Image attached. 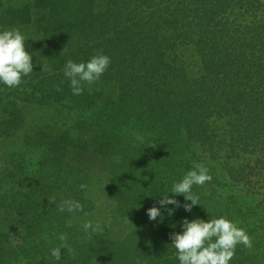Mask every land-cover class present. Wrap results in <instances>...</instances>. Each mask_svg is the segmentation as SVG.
I'll list each match as a JSON object with an SVG mask.
<instances>
[{
  "label": "trees",
  "instance_id": "trees-1",
  "mask_svg": "<svg viewBox=\"0 0 264 264\" xmlns=\"http://www.w3.org/2000/svg\"><path fill=\"white\" fill-rule=\"evenodd\" d=\"M17 1L0 0V28L25 26L36 53L20 86L0 85V139L21 137L43 158L0 156V264H178L169 234L182 218L220 215L252 239L230 264H264V0ZM98 51L111 58L103 85L73 95L64 64ZM99 161L127 233L89 236L76 211L49 203L83 205L82 164ZM193 162L212 177L193 188L200 205L149 221L146 209ZM60 234L74 255L61 249L56 261Z\"/></svg>",
  "mask_w": 264,
  "mask_h": 264
},
{
  "label": "clouds",
  "instance_id": "clouds-1",
  "mask_svg": "<svg viewBox=\"0 0 264 264\" xmlns=\"http://www.w3.org/2000/svg\"><path fill=\"white\" fill-rule=\"evenodd\" d=\"M26 36L18 27L0 28V85L16 88L23 83V78L33 72L34 64L32 53L26 50ZM111 64V58L103 52H96L87 60L79 62L67 60L63 67V75L69 82L73 95H80L84 88L83 83L91 84L100 79ZM42 71H50L42 65ZM209 169L202 162H193L179 180H173L171 186L158 195L160 199L146 209L149 221L162 222L164 212L171 215L175 209L183 208L191 213L193 206L200 205L198 193L193 191L194 186H202L211 181ZM86 186L81 184L80 188ZM172 195H169V194ZM177 196H182L181 202ZM50 204H55L60 212H73L82 209L79 201L64 199L57 202L53 197ZM172 206L171 208L169 206ZM175 228V225L172 226ZM83 231L91 235L100 230V223L85 221ZM180 231L169 234L170 245L175 249L178 264H230L237 245L252 248V239L247 230L225 215L202 219L199 217L182 218ZM60 244L50 249V256L56 261L61 260V249L74 255V250L66 243L65 234L59 235Z\"/></svg>",
  "mask_w": 264,
  "mask_h": 264
},
{
  "label": "rangeland",
  "instance_id": "rangeland-1",
  "mask_svg": "<svg viewBox=\"0 0 264 264\" xmlns=\"http://www.w3.org/2000/svg\"><path fill=\"white\" fill-rule=\"evenodd\" d=\"M14 27H18L22 30L24 29L25 26L20 25V26H14ZM29 31H31V29ZM30 46L31 47L28 48L27 51L29 53H32L33 54L32 59H35L34 57H35L36 50L34 49L36 48V45L34 44V40L31 41ZM103 83L104 82H102L99 79L91 83V85L95 84L97 86H102ZM52 113L53 111L51 109L50 110L47 109V111L45 109L43 112L34 110L32 117H34L35 115H38L37 118L39 117L46 118L47 116L52 115ZM32 128L34 129L35 127H32ZM198 150H201V148H198ZM10 154H13V156L15 157L16 155H18L19 159H20V156L21 157L25 156L26 158L24 160L33 161L35 159L36 163L39 162L40 158L41 159L43 158V155H41V151L37 149L34 150V148L32 147L30 149L25 147L24 140L21 137H9V138L0 139V156L6 155V157H8ZM71 155L73 156V154ZM86 155H89V154L87 153ZM15 157L13 159H15ZM72 158L74 159V157L70 156L69 159H72ZM71 164H75V163H71ZM92 164L93 163L82 164L83 165L82 168H84V170H81V172H83L84 173L83 176H85L83 177V179H87L86 181H88L89 183H84V185L86 186V188H84L85 202L82 205V209L79 211H76L73 214V219L77 222L92 221L94 224L97 221H99L100 229H102V232L104 231V226H106L108 229L113 230L116 234L129 232L131 229V226L130 224H128L129 223L128 218H125V220H123L117 215V213H115L116 211L115 206L117 202L115 201V198L107 196V192L105 191L104 184L107 182L106 178L111 176L109 173L105 172V171H108V167H107L108 163H100L99 161L98 166L91 168ZM50 167L51 168L55 167V163H51ZM105 167L107 168L106 170H105ZM32 177L34 178L33 174H32ZM32 177L30 175L28 178L33 179ZM110 198H112L113 200H111ZM6 215H7V212H4L2 214L3 217ZM7 219L8 220L6 221V223L3 220V223H4L3 226L6 229L8 228L13 229L10 235L12 238H14L16 234V228L14 227L13 216L8 215ZM19 230L22 231V226L19 228Z\"/></svg>",
  "mask_w": 264,
  "mask_h": 264
}]
</instances>
